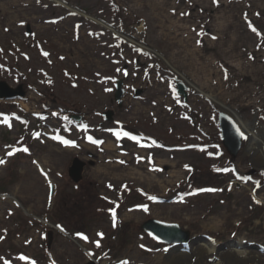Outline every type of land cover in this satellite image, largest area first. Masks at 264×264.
<instances>
[{
	"label": "rangeland",
	"instance_id": "374dc122",
	"mask_svg": "<svg viewBox=\"0 0 264 264\" xmlns=\"http://www.w3.org/2000/svg\"><path fill=\"white\" fill-rule=\"evenodd\" d=\"M0 80L24 92L0 98V264H166L191 239L264 256V169L208 96L264 126V0H0Z\"/></svg>",
	"mask_w": 264,
	"mask_h": 264
},
{
	"label": "water",
	"instance_id": "95a60500",
	"mask_svg": "<svg viewBox=\"0 0 264 264\" xmlns=\"http://www.w3.org/2000/svg\"><path fill=\"white\" fill-rule=\"evenodd\" d=\"M177 86V91L185 96V85L183 84V82H178ZM21 88V85L17 86V88L10 87L5 81L0 80V98L9 99L22 97L24 92ZM122 93V79H117L115 84L114 97L119 103ZM110 113V111H106L105 115L109 116ZM74 117L77 120L80 119L79 116ZM218 119L222 143L226 147L228 153L231 156L235 157L241 147V135L237 131V128H239V126L228 113L221 109L219 110ZM239 130L240 132H242L240 128ZM84 166L85 161L80 160L77 157L73 159L68 173L73 181L77 182L82 178V171ZM141 228L148 234L153 236L157 241L171 244L172 247L176 248L179 246L181 247L182 244H185L189 240L188 231L181 229L179 224L175 222H165L154 218H149L142 223ZM50 242L51 232L49 231L48 245L50 244Z\"/></svg>",
	"mask_w": 264,
	"mask_h": 264
},
{
	"label": "bare ground",
	"instance_id": "6f19581e",
	"mask_svg": "<svg viewBox=\"0 0 264 264\" xmlns=\"http://www.w3.org/2000/svg\"><path fill=\"white\" fill-rule=\"evenodd\" d=\"M180 77L182 78V76ZM189 85L193 86L194 84L189 83ZM208 96L216 105H218L219 109L228 113L235 120L239 128L248 135L245 152L248 153L253 160H255L256 165L264 169V126L254 120L241 119L233 108L229 107L227 104L223 103L214 96ZM160 161L162 160L160 159ZM42 222L45 224L49 223L47 219H43ZM209 247L192 239L189 242V253L193 255L187 256V253L177 251L178 253L173 254V256L166 261V264H264V256L261 257L254 255L253 253H248L245 258L235 262L234 259L236 257L234 256L233 251L228 250L224 253H219L216 252L215 245L210 244ZM192 256H195L193 261H191ZM208 257H213L214 259L212 261H208Z\"/></svg>",
	"mask_w": 264,
	"mask_h": 264
},
{
	"label": "snow or ice",
	"instance_id": "6c2138e0",
	"mask_svg": "<svg viewBox=\"0 0 264 264\" xmlns=\"http://www.w3.org/2000/svg\"><path fill=\"white\" fill-rule=\"evenodd\" d=\"M253 31H255V29H253ZM213 38H215V37H213ZM44 54L45 55H48V53H44ZM118 71H119V69H118ZM237 131L239 132V134L241 136H244V133L243 132H240L239 128H237ZM115 134L117 136H120L121 134H123L124 136H131V134L128 133V132H123V133L116 132ZM131 138L134 139V140L137 139L136 136H131ZM89 140H92V137H89ZM93 142H95L97 144L102 143V141H93ZM65 143H74V142L73 141H65ZM24 151H28V149H24ZM9 155H12V153H9ZM4 162H5L4 160L0 159V164H3ZM218 171H219V169H218ZM224 171H227V169H224ZM207 190L208 191H216V189H207ZM201 191H204V190L202 189ZM149 198L152 199V200H156L157 199V197H155V196H152V197H149ZM143 207L145 208V210H147V206H143ZM111 211L113 212V220H114V223H115V210L113 209ZM77 235L82 236V238L85 239V240L88 239L87 236H83L82 233H77ZM99 235H103V234L100 233ZM96 243H97V246H99V241H97ZM21 258L22 259H28L27 257H21ZM32 264H35V262L33 261ZM124 264H126V262H124Z\"/></svg>",
	"mask_w": 264,
	"mask_h": 264
},
{
	"label": "trees",
	"instance_id": "16d2710c",
	"mask_svg": "<svg viewBox=\"0 0 264 264\" xmlns=\"http://www.w3.org/2000/svg\"><path fill=\"white\" fill-rule=\"evenodd\" d=\"M113 208V206L109 207L108 210L110 211Z\"/></svg>",
	"mask_w": 264,
	"mask_h": 264
}]
</instances>
